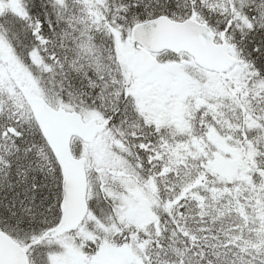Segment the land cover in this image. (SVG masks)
<instances>
[{
	"label": "snow or ice",
	"instance_id": "snow-or-ice-1",
	"mask_svg": "<svg viewBox=\"0 0 264 264\" xmlns=\"http://www.w3.org/2000/svg\"><path fill=\"white\" fill-rule=\"evenodd\" d=\"M0 264H264V0H0Z\"/></svg>",
	"mask_w": 264,
	"mask_h": 264
}]
</instances>
